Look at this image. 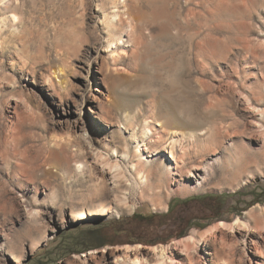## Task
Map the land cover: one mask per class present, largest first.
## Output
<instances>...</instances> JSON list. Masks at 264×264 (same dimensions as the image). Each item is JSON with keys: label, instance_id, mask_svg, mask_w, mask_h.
<instances>
[{"label": "rangeland", "instance_id": "rangeland-1", "mask_svg": "<svg viewBox=\"0 0 264 264\" xmlns=\"http://www.w3.org/2000/svg\"><path fill=\"white\" fill-rule=\"evenodd\" d=\"M0 264H264V0H0Z\"/></svg>", "mask_w": 264, "mask_h": 264}, {"label": "bare ground", "instance_id": "bare-ground-1", "mask_svg": "<svg viewBox=\"0 0 264 264\" xmlns=\"http://www.w3.org/2000/svg\"><path fill=\"white\" fill-rule=\"evenodd\" d=\"M125 5H126V4H125ZM129 10H130V9H129ZM129 16H130V21H131V20H134L133 18H131L132 15H129ZM121 18H122V17L119 18V19H120L119 21H120L121 23L126 22V21H124L123 18H122V19H121ZM130 21H129V22H130ZM161 140H162V139H161ZM157 142H160V141H157ZM162 142H163V141H162ZM155 143H156V142H155ZM174 155H175V152L173 151V152H172V156H174ZM137 184H138V183H137ZM102 206H104V205H101V207H102Z\"/></svg>", "mask_w": 264, "mask_h": 264}]
</instances>
